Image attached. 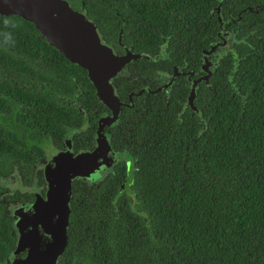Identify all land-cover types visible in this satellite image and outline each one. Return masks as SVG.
I'll use <instances>...</instances> for the list:
<instances>
[{"label":"trees","instance_id":"16d2710c","mask_svg":"<svg viewBox=\"0 0 264 264\" xmlns=\"http://www.w3.org/2000/svg\"><path fill=\"white\" fill-rule=\"evenodd\" d=\"M66 1L78 10L83 2L104 41L116 51L121 36L129 51L142 55L137 63L148 57L153 39L161 40L151 25L163 33L172 24V63L197 62L206 50L203 59L216 60L217 68L211 84H199L201 124L188 113L176 118L172 103L170 125H155V142L125 150L134 163L133 198L120 192L122 163L89 189L85 179L72 181L67 244L56 263L264 264V6H256L264 0H245L253 5L244 9L248 31L235 33L233 53L214 60L207 51L229 30L226 21L239 23L228 11L238 12L244 0ZM94 101L85 69L31 22L0 15V180L39 190L0 183V264L17 243L13 209L44 196L48 148L63 149L67 134L74 152L85 148L82 125L95 110L86 104ZM114 131L127 134L125 126Z\"/></svg>","mask_w":264,"mask_h":264},{"label":"water","instance_id":"95a60500","mask_svg":"<svg viewBox=\"0 0 264 264\" xmlns=\"http://www.w3.org/2000/svg\"><path fill=\"white\" fill-rule=\"evenodd\" d=\"M0 15H18L31 22L48 44L72 64L87 71L97 98L113 112L118 111L110 78L132 59L142 55L127 51L124 55L108 45L98 28L72 9L66 0H0ZM218 47L212 46L207 54ZM204 68L210 63L203 60ZM207 78V75L204 76ZM194 86L190 103L194 97ZM110 146L101 137L92 148L74 152L66 139L64 147L44 163V196L13 209L18 239L10 264H55L67 244L71 212L72 181L93 178L98 169L110 164ZM26 252L25 257L18 255Z\"/></svg>","mask_w":264,"mask_h":264},{"label":"flooded vegetation","instance_id":"af4514ba","mask_svg":"<svg viewBox=\"0 0 264 264\" xmlns=\"http://www.w3.org/2000/svg\"><path fill=\"white\" fill-rule=\"evenodd\" d=\"M113 2L121 4L123 1L114 0ZM243 4L246 6L241 8L238 12H235V10L228 11L230 15L234 13L238 15L237 19L239 20V23L235 26H231V24L236 23L235 19H231L229 23L227 21L225 22V24L229 26V30L224 31V33L219 36L220 40L218 41V47L212 50L209 54L210 57H213L212 60L221 56L227 50L232 51L233 53V51L236 50L234 46H237L232 40L236 38L235 33L242 32L244 34L248 31L249 23L245 21L246 12L244 9L246 8L249 11H252V7L250 6L253 5H248V2L245 0ZM261 5L262 7L264 6L263 1L260 2V4H256V6ZM81 7L83 8L81 10L73 7L71 8L82 13L86 19L96 25L94 20L86 16L85 12L87 9H85L83 2L81 3ZM151 27L152 36L155 37L156 33L161 36V40L158 41L153 39L151 41L150 51L149 54L146 53L148 54V57L144 58L145 61H141L140 63L135 62L136 60L134 59L129 61L114 77L109 80L113 94L118 101V111L113 112L106 104L99 101L95 87L94 91L97 101L86 104L88 107L87 111L91 109L95 110L92 112L93 114L91 117L88 118L82 125L83 133H81V140L85 144V148L83 150L92 148L96 145L97 139L101 137L105 140V144L110 146V151L115 154L110 166L103 169L98 178L82 180V183H85L88 189L91 188L93 184L103 181L106 177L116 172L114 166L117 163H122L126 174L123 179L120 180V192L128 198L134 197L132 187L134 163L133 160L127 157L124 152L132 143H134L133 145H138L139 147L142 146L144 139L148 141L147 146L155 142V125L166 124L167 127L170 125L168 108L172 103L177 105L176 118L181 120L182 114L188 113L192 123L194 117L199 120V124L202 123L197 102L200 90L199 84L203 80L208 84L213 82H209V79L216 71L217 61L214 60V62H211L207 59L210 63H208L207 67L204 68V65L207 64L203 62L204 59L206 60L205 57L203 59V54L206 53V50H204L202 51L201 56L198 57L197 62L188 64V62L185 61V57H183L182 63H172L169 53V42L174 36H176V29L171 24L170 27L167 26L168 29L166 27L163 28L164 32L162 33L159 32L153 24ZM226 36L229 38H226ZM215 44L212 46H215ZM114 47L117 51L116 53L120 55H124L127 51H129V48L124 45L121 36L118 37L117 43ZM199 50L200 47L196 43V54L200 52ZM230 61H232V66H234L237 62L234 58ZM206 75L207 78H204ZM192 86H194L193 91L195 97L191 104L190 95L192 93ZM78 92L79 94L81 93L80 90H78ZM75 99H69V102L74 103ZM76 100H81V97ZM77 110L82 114H86V111L81 108L80 105ZM122 126L126 127L127 134L125 136L114 131V129L120 130ZM134 135H138L140 137L139 142L134 139ZM71 137V134H67L66 136V139H68L70 144ZM76 140L79 141L80 138H77ZM118 150L123 151L121 152ZM58 151L60 150L52 152L53 154L49 153V155L47 153L45 159L49 160L52 155L56 154ZM16 235L18 237V234ZM25 255L26 252L18 255V257L23 258ZM59 256L57 257L56 262L58 261ZM13 257L14 255L12 253L6 264H10Z\"/></svg>","mask_w":264,"mask_h":264},{"label":"rangeland","instance_id":"374dc122","mask_svg":"<svg viewBox=\"0 0 264 264\" xmlns=\"http://www.w3.org/2000/svg\"><path fill=\"white\" fill-rule=\"evenodd\" d=\"M53 148H48V155H49V153L50 154H53L52 152H53V150H52ZM114 157H115V155L110 151V153H109V155H108V159H110L111 161H110V164H111V162L113 161V159H114ZM110 164L109 165H107V166H105L104 168H100V169H98L95 173H93V175H92V179H94V178H98L99 176H100V172H102L103 171V169H105L106 167H109L110 166ZM89 179V178H88ZM0 183L3 185V186H5V187H7L9 190H14V189H19V190H21V191H26V190H28V191H34V193L35 194H38L39 193V190H38V188H33V187H26V186H24V185H22L18 180H14V179H12L11 177H4V178H2L1 180H0Z\"/></svg>","mask_w":264,"mask_h":264}]
</instances>
